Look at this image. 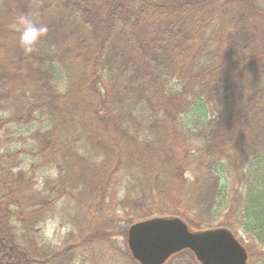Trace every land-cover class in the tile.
<instances>
[{
	"label": "trees",
	"instance_id": "1",
	"mask_svg": "<svg viewBox=\"0 0 264 264\" xmlns=\"http://www.w3.org/2000/svg\"><path fill=\"white\" fill-rule=\"evenodd\" d=\"M29 12L49 31L25 55L9 25ZM40 169L55 176L35 190ZM59 216L80 233L42 246ZM171 216L264 247V3L0 0V264H95L94 245L104 264H138L115 238Z\"/></svg>",
	"mask_w": 264,
	"mask_h": 264
},
{
	"label": "water",
	"instance_id": "2",
	"mask_svg": "<svg viewBox=\"0 0 264 264\" xmlns=\"http://www.w3.org/2000/svg\"><path fill=\"white\" fill-rule=\"evenodd\" d=\"M127 246L138 264H166L186 250L198 264H248L247 251L231 230L195 231L178 217H157L131 225Z\"/></svg>",
	"mask_w": 264,
	"mask_h": 264
},
{
	"label": "rangeland",
	"instance_id": "3",
	"mask_svg": "<svg viewBox=\"0 0 264 264\" xmlns=\"http://www.w3.org/2000/svg\"><path fill=\"white\" fill-rule=\"evenodd\" d=\"M29 133H30V128H26V127L23 128V127H17V126L12 125L9 127L8 133H6L5 135L10 136L11 138H14L18 136H28ZM245 148L249 150L251 153L256 152L257 151V141H254V142H251L245 145ZM20 149H33L31 141L28 139L26 141H15L14 143L12 142L11 144H9L6 148V150L9 152H14ZM22 159H23L24 169H29V167L35 164L37 161L36 157H34V155L30 153L23 155ZM36 175H37V181H36L37 185H36L35 190H38L39 188L43 187V183L46 177L55 176L53 171L46 170V169L38 170L36 172ZM251 195L257 197V191L255 189H252ZM59 208H61V205L59 206ZM239 215H240V211L238 212V210H234V212L229 217L222 216L221 218H225L226 220H229V222H234L236 221V217L239 218ZM221 218H219L217 221H214V224L217 225L221 223L223 221V219ZM183 220L190 226L192 230H195V231L200 230L196 227L198 223L197 220H194L192 218H189V219L184 218ZM64 222H66V219H64V217L59 216V217H56L55 219L48 220L46 223H44L42 225V231H41L42 238H41L40 244L42 246L46 244L48 245V247L58 250L68 240L69 233L73 232L76 234V236L80 233V232H77V230L74 228L72 224L64 223ZM122 226H125V225H122ZM230 230H232L234 234L238 232V234H235V235L241 241V244L244 246V248L247 251L248 259H249L248 264H264V247H262L261 245H259V243H257V237L254 235L255 232H247L243 229L241 231L238 230L236 232H235V229L234 230L230 229ZM127 236H119L115 238L114 242H115L116 248L120 247V248L127 250ZM98 249L99 248L97 247V245H94V247L92 248V251H93L92 254L100 257L99 261L95 264H104L102 261L103 260V257H102L103 248H101L102 250L99 249V251ZM83 257H85V261L80 262L79 260H77L75 264H93L92 255H91V259L88 260L89 254L87 252H84ZM174 259L176 261L179 260L177 259V257H174L167 264L175 263ZM105 264H110L109 255H107L106 257Z\"/></svg>",
	"mask_w": 264,
	"mask_h": 264
},
{
	"label": "clouds",
	"instance_id": "4",
	"mask_svg": "<svg viewBox=\"0 0 264 264\" xmlns=\"http://www.w3.org/2000/svg\"><path fill=\"white\" fill-rule=\"evenodd\" d=\"M261 3H264V0H261ZM38 15V12L18 14L9 25L10 30L18 33L17 43L25 55L36 51L37 45L47 36L49 31L46 23L35 19Z\"/></svg>",
	"mask_w": 264,
	"mask_h": 264
}]
</instances>
